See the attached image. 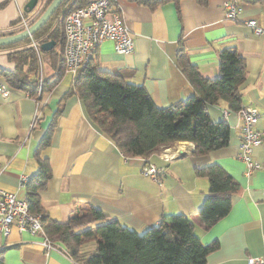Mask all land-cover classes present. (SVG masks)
Returning a JSON list of instances; mask_svg holds the SVG:
<instances>
[{
    "label": "crops",
    "instance_id": "1",
    "mask_svg": "<svg viewBox=\"0 0 264 264\" xmlns=\"http://www.w3.org/2000/svg\"><path fill=\"white\" fill-rule=\"evenodd\" d=\"M28 1L0 0V34L21 27L14 22L25 12ZM240 1V17L231 21L225 16L226 0H206L205 4L169 0L155 8L114 0V9L131 30L135 49L120 54L112 40L103 41L95 54L100 69L143 86L155 104L164 108L195 94L177 62L181 47L208 79L221 76V50L236 49L247 70L243 106L257 110V127L264 133V34L248 25L255 20L264 30V2ZM36 15V10L30 13L29 20ZM41 67L48 81L57 78L61 68L48 54L42 56ZM0 69H15L4 50H0ZM74 77L65 67L39 104L23 90L10 88L8 95L0 94V191L27 198L22 178L37 172L35 152L56 118L51 144L41 153L52 167V177L41 192L42 203L54 219L67 222L89 209H100L109 219L142 233L164 217L182 214L196 222V234L204 244L218 242L207 264H247L248 258L264 255V170L248 175L246 164L238 158L242 124L238 112L225 105L208 106L214 122L226 121L231 127L230 145L223 149L197 156L195 144L184 141L161 147L147 158H127L92 122L79 96L70 93ZM253 153L264 162V144ZM212 163L220 164L240 188L232 197L231 211L205 228L198 211L208 196L210 181L195 171ZM146 164L164 170L159 181L143 174ZM43 240L42 234L33 235L16 226L8 235L0 232L3 264H82L59 243L47 250Z\"/></svg>",
    "mask_w": 264,
    "mask_h": 264
},
{
    "label": "trees",
    "instance_id": "2",
    "mask_svg": "<svg viewBox=\"0 0 264 264\" xmlns=\"http://www.w3.org/2000/svg\"><path fill=\"white\" fill-rule=\"evenodd\" d=\"M52 1H40L31 24ZM90 1L65 0L48 23L33 35V39L39 43L54 40L56 45L50 51H37L31 45L32 38L0 46V50L7 51L9 60L15 63L14 70L0 69V78L10 88L23 90L36 100L43 101L66 67V17ZM132 1L155 8L169 0ZM199 1L206 3V0ZM24 14L29 17L26 11ZM21 22L19 18L14 25ZM20 31L22 27L6 34ZM45 54L61 67L57 78L51 81L42 76L41 61ZM177 62L194 87L195 94L168 107H158L143 86L126 81L120 74L101 70L96 56L76 72L70 93L79 96L92 122L127 158H147L161 147L184 141L195 144L194 154L197 156L229 146L232 136L230 125L226 121L214 122L208 106L225 105L231 111H240L244 102L242 86L247 78L244 58L236 49L221 50V76L216 79L203 77L183 47L178 51ZM55 126L56 118L35 152L38 170L25 184L30 209L42 215L44 232L48 238L63 245L67 254L82 264L208 263V255L218 247V242L204 244L196 234V222L186 215L164 217L159 225L142 233L116 219H109L100 209H89L67 222L54 219L42 203L41 192L52 177V167L49 159L43 158L41 153L51 144ZM195 172L210 181L208 196L198 211L202 225L210 228L231 211L232 197L240 185L218 163L198 167ZM91 243H94V247L90 246ZM0 264H3L2 256Z\"/></svg>",
    "mask_w": 264,
    "mask_h": 264
},
{
    "label": "built area",
    "instance_id": "3",
    "mask_svg": "<svg viewBox=\"0 0 264 264\" xmlns=\"http://www.w3.org/2000/svg\"><path fill=\"white\" fill-rule=\"evenodd\" d=\"M243 10L240 0H226L224 11L227 19L237 21ZM22 30L31 25L25 14L21 15ZM257 34H264V30L255 20L248 22ZM65 46L64 56L67 70L76 72L85 67L94 58L100 44L110 39L114 42L116 52L130 54L135 49L134 39L129 27L123 22L120 12L114 9V0H91L84 7L73 10L66 17L64 24ZM32 38L31 45L41 51V43ZM42 88V79L39 81V89ZM10 87L0 81V94L8 95ZM38 101V100H37ZM41 101H38V104ZM241 124V141L238 158L246 164V173L250 175L254 171L264 170V162L254 157V149L264 144V133L258 127L259 115L255 108L242 106L238 111ZM227 115V112H225ZM37 120V116H36ZM142 172L144 175L159 181L164 170L154 164H146ZM30 178L26 175L22 178V185ZM12 226L20 231H28L33 235L42 234L43 245L47 250L55 247V243L46 236L43 228L42 215L33 213L27 198L20 199L15 193L0 191V232L8 235ZM247 264H264V255L256 258H248Z\"/></svg>",
    "mask_w": 264,
    "mask_h": 264
},
{
    "label": "water",
    "instance_id": "4",
    "mask_svg": "<svg viewBox=\"0 0 264 264\" xmlns=\"http://www.w3.org/2000/svg\"><path fill=\"white\" fill-rule=\"evenodd\" d=\"M65 0H53L50 5L44 10L40 17L32 23L28 29H24L15 34H6L0 36V46H7L18 43L27 38H31L37 31L48 23L55 11L61 6ZM39 5V0H29L25 5V11L32 13ZM56 45L54 40L42 42L40 45L41 51L47 52L53 49Z\"/></svg>",
    "mask_w": 264,
    "mask_h": 264
},
{
    "label": "rangeland",
    "instance_id": "5",
    "mask_svg": "<svg viewBox=\"0 0 264 264\" xmlns=\"http://www.w3.org/2000/svg\"><path fill=\"white\" fill-rule=\"evenodd\" d=\"M42 66H43V67L45 66V60H43V62H42ZM90 246H91V247H92V246L94 247V243H91Z\"/></svg>",
    "mask_w": 264,
    "mask_h": 264
}]
</instances>
